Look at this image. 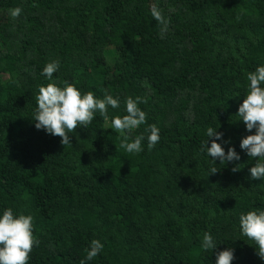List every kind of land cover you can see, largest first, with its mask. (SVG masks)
Here are the masks:
<instances>
[{
    "label": "trees",
    "instance_id": "obj_1",
    "mask_svg": "<svg viewBox=\"0 0 264 264\" xmlns=\"http://www.w3.org/2000/svg\"><path fill=\"white\" fill-rule=\"evenodd\" d=\"M152 5L170 20L163 37ZM53 60L58 85L119 98L110 118L126 114L128 96L146 99L132 135L156 124L159 142L129 154L98 112L67 146L38 130L35 97ZM260 65L264 0H0V215L33 216L40 243L28 264H80L93 239L104 247L86 264H216L227 248L232 264H264L239 227L241 213L264 209V179H251L256 160L240 142L255 130L236 115ZM208 127L239 161L201 152Z\"/></svg>",
    "mask_w": 264,
    "mask_h": 264
},
{
    "label": "clouds",
    "instance_id": "obj_2",
    "mask_svg": "<svg viewBox=\"0 0 264 264\" xmlns=\"http://www.w3.org/2000/svg\"><path fill=\"white\" fill-rule=\"evenodd\" d=\"M151 15L158 22L160 32L167 33L170 20L166 19L158 6L152 5ZM10 16L16 19L22 13L19 7L9 10ZM60 62L53 60L43 68L42 75L50 81L40 85L35 99L37 107L33 113L35 127L45 130L48 134L61 137V143L67 146L71 143L69 133H75L78 127L87 128L95 119L98 112L110 128L120 134L118 148L124 149L129 154H139L143 151L142 142L147 139L148 149L152 150L159 142V128L156 124L148 125L143 134L133 136L134 130L147 123V114L140 107V103L147 100L139 96H128L125 100L124 115H114L110 118L109 107H120L119 98H114L107 90L103 98H98L93 91L82 92L75 84L63 81V86L53 80V74L59 69ZM248 86L243 103L238 108L239 120L246 125L249 133L240 142V148L256 160L250 168L251 179H264V65L258 66L246 75ZM207 139L202 142L201 152H206L212 161L221 164L239 161L240 156L235 147H230L227 152L220 141L223 133L213 127L207 128ZM209 141L211 146L209 147ZM225 143H229L225 141ZM242 164H235L231 171L236 173L242 169ZM220 169L210 168V175L216 174ZM34 218L24 213L16 214L11 207L3 210L0 215V264H28L30 254L40 241L34 235ZM241 234L255 244L257 255L264 259V209H254L241 213L239 216ZM104 245L98 239H93L90 246L85 249L86 257L80 264L92 261L103 249ZM201 247L205 251L217 249L218 244L208 231L203 233ZM216 264H232L235 259L234 249L227 248L215 252Z\"/></svg>",
    "mask_w": 264,
    "mask_h": 264
}]
</instances>
